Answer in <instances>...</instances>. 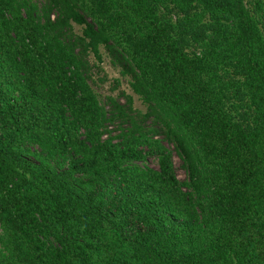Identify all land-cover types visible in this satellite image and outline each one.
Instances as JSON below:
<instances>
[{"label": "trees", "instance_id": "16d2710c", "mask_svg": "<svg viewBox=\"0 0 264 264\" xmlns=\"http://www.w3.org/2000/svg\"><path fill=\"white\" fill-rule=\"evenodd\" d=\"M0 264H264V0H0Z\"/></svg>", "mask_w": 264, "mask_h": 264}, {"label": "rangeland", "instance_id": "374dc122", "mask_svg": "<svg viewBox=\"0 0 264 264\" xmlns=\"http://www.w3.org/2000/svg\"><path fill=\"white\" fill-rule=\"evenodd\" d=\"M41 1V0H35ZM76 31L81 32V27H77ZM103 61L99 62L93 55L90 57L92 67L91 84L95 91L99 94L103 103L107 101L110 96L122 97V93L126 92L134 97V107L138 110L146 112L148 106L143 102L139 95H137L130 86V77L122 74V67L115 64L112 56L109 54L105 47L102 48ZM123 102H125L123 100ZM166 145L173 150L175 166L179 178L184 181L188 175L183 167V161L175 151V148L170 143L166 142ZM148 165L153 168H159V162L157 158H150Z\"/></svg>", "mask_w": 264, "mask_h": 264}]
</instances>
